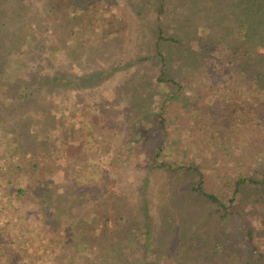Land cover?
Returning <instances> with one entry per match:
<instances>
[{
  "label": "rangeland",
  "instance_id": "374dc122",
  "mask_svg": "<svg viewBox=\"0 0 264 264\" xmlns=\"http://www.w3.org/2000/svg\"><path fill=\"white\" fill-rule=\"evenodd\" d=\"M199 1L167 0L164 17L160 0H90L88 21H93L96 27H82L78 32L80 46L85 44L86 47L75 50L77 61L73 64L65 52L54 65L66 75L103 70L114 73L92 88L65 93L56 102L64 112V121L74 124L77 131L84 121L104 117L100 125L93 124L97 139H88L85 146L94 151L89 161L96 164L91 167L92 171L105 178L108 176L112 184L106 191L111 203L113 193H116L115 198L126 194L130 201L132 196H139L133 189L140 188L145 178L150 181L152 233L154 238L162 240L160 245L157 241V257L148 259L150 264L176 262L185 252V246L191 247L190 264H197L198 247L194 243L197 232L201 234L200 239H204L208 253L204 264H264V186L246 185L235 193L239 179L264 180V111L258 117L254 115L259 108L257 100L264 94L245 84L239 70L243 60L241 52L225 50L224 43L240 45L233 26L223 23L220 29L211 32V26L220 19L225 7L211 0H204L207 2L201 6ZM185 3L184 22L178 23V8ZM161 19L164 36L180 40L179 44H162V54L157 49V24ZM212 36L219 40L218 44H211ZM206 45L203 50L202 46ZM70 47V43L63 46L65 50ZM258 51L264 53V49ZM48 70L46 73L52 72ZM164 70L168 71L166 77L162 76ZM36 75L37 79L41 76ZM170 80L175 84L165 86ZM161 113H164L165 125ZM54 121L62 122V114H56ZM11 124L13 130L0 129V204L5 208L0 210V264L13 261L62 264L60 257L64 258L63 264H87L83 256H76L72 263L68 261V255L73 252L69 250L73 246L69 241L63 244L60 257L57 256L58 251L53 250L54 221L46 213L35 211V206L17 193L20 189L31 193L35 179L39 178L33 176L36 172L18 175L19 163L34 158L42 166L38 172L45 175L43 180L51 177L58 186L68 184L67 178H74L75 173L81 171L82 163L71 168L73 163L67 159L65 143L53 144L43 139L24 142L19 138H24L21 126L17 122ZM111 135L114 138H110ZM52 136H57L55 130ZM76 137L75 142H80L79 133ZM132 137H137V144L129 142ZM109 140L112 147L106 155ZM159 146L163 147L161 153L172 168H198L203 175L188 168L178 174L150 172ZM201 176L204 192L215 195L228 209L217 213V216L224 214L225 219L219 231H215L217 211L211 210L215 206L209 208L205 204L203 209H196L192 203V219L207 210L209 215L213 214L214 221L211 218L208 228L190 231V242L186 237L171 234L172 228L164 220L169 216V206L162 196L158 199L157 193L162 190L167 198L175 197L176 188L180 191L192 188ZM38 183L36 181L37 186ZM110 205L103 201L102 207ZM137 221L141 222L136 219L135 223ZM129 239L132 240V236ZM127 246H141L143 250L146 242L142 235L139 243L131 242ZM132 260L135 263V259ZM95 262L92 259L88 264Z\"/></svg>",
  "mask_w": 264,
  "mask_h": 264
},
{
  "label": "trees",
  "instance_id": "16d2710c",
  "mask_svg": "<svg viewBox=\"0 0 264 264\" xmlns=\"http://www.w3.org/2000/svg\"><path fill=\"white\" fill-rule=\"evenodd\" d=\"M160 1L162 2L161 14L163 13L165 17L167 0ZM199 2L201 6H205L207 1L200 0ZM211 3L225 7L220 13V19L215 20L216 24L211 26V32L220 29L223 23L233 26V32L236 33V38L240 39V45L233 46L232 43L225 41L227 42L224 43L227 45L225 50L234 53L241 52L243 60L239 64V70L245 84L257 88L264 94V53L258 51L264 49V0H211ZM88 5H90V0H0V129L13 130L14 125L11 123L17 122L21 126V136L24 137L19 136V138L24 142H28L29 139L35 142L43 139L53 144L63 142L67 148L65 152L67 159L73 163L71 168L77 163H82L81 171H77L74 178H67L68 184L63 186L54 184L56 181L51 177L43 180L45 175L38 172L42 166L34 158V160L19 163L16 166L18 175L36 172L33 176L39 177L35 179V187L33 186L31 193H27L24 189L18 190L17 193L30 205H34L35 211L46 213L50 220L54 221L55 226H52L53 242H55L53 250L58 251L56 253L58 257L60 253H63V244L69 241L73 245L69 249L73 251L72 255H68V261L71 263L74 262L76 256H83V262L87 264L92 259L96 261V264H150L148 259L157 257V241L159 245L162 243V240L154 238L152 233L153 224L149 204L152 197L151 189H149L150 181L145 178L140 188H134L133 191L139 196H132L130 201L126 198V194L125 196L120 194L115 198L116 193H113L111 203L106 191L107 187L112 184L107 180L108 176L105 178L92 171L91 167H96V164H89V161L94 151L92 152L85 146L88 139L93 137L97 139L98 135L93 124L100 125L104 117L84 121L77 131L74 124L64 121V112L56 102V99L63 97V94L77 93L82 89L92 88L107 80L111 73H114L103 70L94 74L66 75L54 65L55 61L59 60L58 57L64 55L65 52L73 64L77 61L75 50L84 49L85 44L84 46L79 44L78 32L82 27H88L93 23V21L92 23L88 21L91 15ZM178 11L176 20L179 21L178 23L184 22L186 3L181 5ZM163 16H161L162 19ZM162 19L157 24L159 32L157 49L160 54H162V44L180 43L179 39L164 36ZM220 32L223 33V30ZM203 38L202 36L200 39L201 45ZM211 41L212 45L219 42L215 36L211 37ZM66 43L71 44L68 50L63 48ZM207 47L208 45L202 46L203 50ZM206 53L210 55L209 52ZM208 58L206 56L205 60L207 61ZM48 69L52 72L46 73ZM36 73L41 74L38 79ZM167 74L168 71L164 70L162 76L166 77ZM171 81L165 82V86L175 84ZM257 105L259 108L255 109L254 115L258 117L264 111V96L258 98ZM162 109L165 111L164 104ZM59 113L62 114L63 121L57 123L54 118ZM161 114L160 118L165 125L164 113ZM101 128L105 129L104 125H101ZM111 129L108 131L110 132ZM52 130L56 131V137L52 136ZM77 132L81 138L78 143L75 142L78 140ZM110 138L114 137L111 135ZM129 142L137 144V137L130 138ZM111 147L109 140L106 155L109 154ZM158 150L159 152L154 154L150 172L157 170L166 174H178L180 170L188 168L189 171L203 175L198 168V170L196 168L192 170L187 166L172 168L161 153V151L164 152L163 147L159 146ZM202 178L203 176L192 188L181 191L176 188L173 191L175 197L167 198L162 190L157 193L158 199L162 196L164 203L169 206V211L167 210L169 216L164 217V220L168 221L174 237H186L190 240L191 237H188L190 231L208 228L211 218L212 222L214 221L213 214L209 215L207 210L206 213L202 212L192 219L194 214L190 211L192 203L197 206L196 209H203L205 204L209 208L215 206L211 208L212 211L215 209L217 211L215 231H219L220 224L225 219L224 214L217 216V213L226 211L228 207L215 195L204 192ZM36 181H39L38 186ZM246 185L264 186V180L239 179L235 183V193ZM140 196L143 197L140 199ZM103 201L111 205L103 208ZM136 219L141 222L135 223ZM198 233L194 240L195 246L198 247L195 259L197 264H204L208 253L205 252L204 239H200L201 234ZM142 235L146 242L143 250L141 246L134 248L127 246L131 242L139 243ZM248 235L252 240L251 230L248 231ZM129 236L133 239H129ZM154 243L156 245H152ZM185 247V252L180 255V259L176 262L168 261V264H190L191 247ZM164 253L165 256L166 252ZM167 257L172 256L167 255ZM60 258L62 264L65 263L64 258ZM132 259H135V263ZM8 263L28 264L17 261Z\"/></svg>",
  "mask_w": 264,
  "mask_h": 264
},
{
  "label": "built area",
  "instance_id": "2783aa9c",
  "mask_svg": "<svg viewBox=\"0 0 264 264\" xmlns=\"http://www.w3.org/2000/svg\"><path fill=\"white\" fill-rule=\"evenodd\" d=\"M1 209H5V208L0 204V210H1Z\"/></svg>",
  "mask_w": 264,
  "mask_h": 264
}]
</instances>
